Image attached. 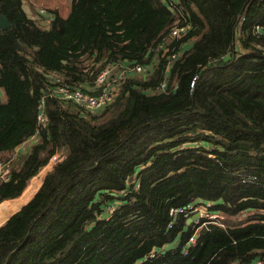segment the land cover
Here are the masks:
<instances>
[{"label": "trees", "instance_id": "obj_1", "mask_svg": "<svg viewBox=\"0 0 264 264\" xmlns=\"http://www.w3.org/2000/svg\"><path fill=\"white\" fill-rule=\"evenodd\" d=\"M25 3L0 0V157L37 136L0 182V205L21 208L0 227V264L264 260V0H178L192 25L180 40L162 0H70L49 27ZM107 63L152 68L98 116L47 96L51 74L89 87ZM56 147L66 158L45 176ZM205 202L223 227L188 246L193 227H168L169 212Z\"/></svg>", "mask_w": 264, "mask_h": 264}, {"label": "built area", "instance_id": "obj_2", "mask_svg": "<svg viewBox=\"0 0 264 264\" xmlns=\"http://www.w3.org/2000/svg\"><path fill=\"white\" fill-rule=\"evenodd\" d=\"M163 5L166 9L171 12L175 21L166 39L180 40L186 37L192 31V25L183 15L179 13V3L178 0H162ZM49 14L47 8H40L37 11V17H47ZM42 25L49 27L50 22H40ZM258 34L264 35V28H257ZM164 46V43L160 44L156 51H159ZM181 52L170 53L168 58V63H172L174 60L179 58ZM152 68L151 63L139 64L129 66L124 63H107L100 72L97 74L94 83L87 87L82 86V88H72L69 84L65 83L59 74H51L48 78L51 80L49 86V91L47 96L55 98L60 102L68 104L80 111L81 115L87 113L93 114L99 112L108 107L117 98L121 86L127 78L129 73L141 75ZM170 66H167L166 71L168 72ZM194 80L191 83V87L194 85ZM166 91V83L163 82L156 89V92ZM37 112V132L41 131L46 127V115H45V97L42 96L38 104ZM37 136H33L30 140L23 143L21 146L17 147L10 155L5 159L0 158V182L7 181L10 176L11 169L13 167V162L18 155L21 154V149L25 148V145H30L36 141ZM20 151V153H19ZM19 153V154H18ZM66 158V154L61 147H56L53 154L48 159L47 163H52L55 165L61 163ZM47 165V164H46ZM48 174V172L46 173ZM212 203H191L185 207L172 209L169 212L171 217V222L168 227H171L172 220H176L178 217L183 218L186 222L190 220L188 225H191L194 229V234L189 238L188 246L195 244L198 237V232L209 225H216L223 227L222 220L223 216L219 212H214L211 209ZM149 258H154V253L149 255ZM232 264H239L238 262H233ZM247 264H264V260L257 258Z\"/></svg>", "mask_w": 264, "mask_h": 264}, {"label": "rangeland", "instance_id": "obj_3", "mask_svg": "<svg viewBox=\"0 0 264 264\" xmlns=\"http://www.w3.org/2000/svg\"><path fill=\"white\" fill-rule=\"evenodd\" d=\"M27 2V5L29 6V8L31 9V11L33 12V15L39 20V22H50L51 20V9L55 10L57 7H58V11L60 12V14H62L63 17H65V15L68 14L69 12V7H70V0H26ZM40 8H47L48 9V16L47 17H41V18H38L37 17V11L38 9ZM0 95L3 97V94L0 90ZM104 110V109H103ZM103 110H99V112H96V113H93V115H100V113L103 111ZM33 144V141L30 142V145ZM28 145H25V148H22L21 149V154L24 155L27 153L28 149H27ZM20 153V151H19ZM18 153V154H19ZM8 155L10 154H7L5 156H2L0 157L1 159H5ZM54 167V164L52 163H47V165H45L39 172H51L52 169ZM38 172V174H39ZM46 173L45 176L47 175ZM37 174V175H38ZM44 176V178H45ZM43 178V179H44ZM43 182V180H42ZM42 184V183H41ZM41 186V185H40ZM40 188V187H39ZM38 188V189H39ZM37 189V190H38ZM37 192V191H36ZM35 192V193H36ZM34 193V194H35ZM33 197V196H32ZM31 197V198H32ZM30 198V199H31ZM30 199L27 201V203L30 201ZM26 203V204H27ZM18 204L16 203H13V202H8V203H4L2 205H0V223L5 220L1 225L0 227L8 220V218H10L13 214H15L16 212L15 209L17 208ZM24 206V205H23ZM21 209V208H20ZM19 209V210H20ZM14 212V213H13ZM13 213V214H12Z\"/></svg>", "mask_w": 264, "mask_h": 264}, {"label": "water", "instance_id": "obj_4", "mask_svg": "<svg viewBox=\"0 0 264 264\" xmlns=\"http://www.w3.org/2000/svg\"><path fill=\"white\" fill-rule=\"evenodd\" d=\"M8 28H10V23L8 22V20L5 17L1 16L0 17V30L5 31ZM189 222H190V220L187 223H189Z\"/></svg>", "mask_w": 264, "mask_h": 264}, {"label": "crops", "instance_id": "obj_5", "mask_svg": "<svg viewBox=\"0 0 264 264\" xmlns=\"http://www.w3.org/2000/svg\"><path fill=\"white\" fill-rule=\"evenodd\" d=\"M58 9V7L54 10H52L51 9V13L52 12H56V13H59L60 14V12L57 10ZM24 10H25V12L27 13V15L29 16V14L31 15V14H33V12L31 11V9L29 8V6L27 5V2L25 3V5H24ZM69 13V12H68ZM61 16H62V14H60ZM68 15V14H67ZM67 15H65V17L67 16ZM51 20H52V14H51ZM51 20H50V22H51Z\"/></svg>", "mask_w": 264, "mask_h": 264}]
</instances>
